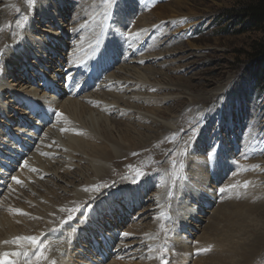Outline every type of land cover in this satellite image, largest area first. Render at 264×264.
I'll use <instances>...</instances> for the list:
<instances>
[{
	"label": "bare ground",
	"instance_id": "bare-ground-1",
	"mask_svg": "<svg viewBox=\"0 0 264 264\" xmlns=\"http://www.w3.org/2000/svg\"><path fill=\"white\" fill-rule=\"evenodd\" d=\"M78 1L81 6L74 5L77 0H38L30 30L24 32L25 40L19 44L12 36L17 31L13 28L11 34L9 28L20 24L12 15L23 8V2L17 9L10 10V1L0 0V50L5 52L0 56V149L5 146L6 154H10L14 133H18L22 138H17L25 143L14 154L18 162L0 168V253L27 251L29 257L35 259L32 257L34 249L28 247L27 241L23 242L22 248L12 241L16 237H36L43 242L41 247L47 245L49 249L44 253L48 261H41V264H50V261L56 264H158L161 262L159 253L165 251L160 244L176 250L177 257L172 249L167 250L168 264H264V176L252 175L254 169H264V159L259 160L262 164L250 174L244 175L240 171L228 179L230 189L225 188V191L230 190L232 195L225 194L224 203L208 210L202 203L194 210L195 204L187 203L191 196L207 192L206 188L216 189L208 175L207 159L198 158L205 143L203 137L198 140L194 152L188 149L186 172L190 173L193 191L178 205L180 211L184 205L185 213L177 219L188 239L178 236L174 240L153 226L158 222L161 229L166 219L157 220L161 215L157 204L165 201L166 190L161 189L164 175H179V167L169 163L170 159H175L172 157L175 149L169 144L172 149L165 150L169 146L164 140L177 134L185 115L177 112L167 115L166 103L182 101L180 95L170 92L175 88L164 71L171 70L163 67L175 64L178 59L173 54L181 50L183 44L176 46L180 39L174 42L166 39L164 42L168 43L163 47V41H160L157 53L152 55L154 49L151 47L137 58L145 61L141 64L144 66L135 64L136 58L129 60L126 56L121 60L123 63L112 69L111 63L117 60L111 55L98 62L94 69L93 65L84 63L91 59L86 55L98 44L99 37L94 35L91 41L83 43L84 36H80L78 30L69 57H57L54 61V55L64 56L60 50L69 43V39L63 41L62 37L69 36L70 27L65 30L58 27L69 14L70 6L74 9L72 21L77 20L74 25L80 29L82 18L88 12L86 7L95 2ZM129 2L133 4L132 0ZM138 2L146 8L151 0ZM184 2L173 0L167 6L156 5L153 11L134 16L130 23L126 22L124 13L118 19L135 34L153 24L174 19L176 24L185 26L182 31L190 33L189 17L182 14L186 9ZM172 4L176 7L172 8ZM88 37L90 39L91 35ZM171 44L176 47L171 49ZM160 57L165 61L160 62L163 61ZM183 59L185 55L179 60ZM80 69L88 72L78 80L75 77ZM34 70L47 72L51 89H44L45 85ZM101 70L105 71L100 76ZM62 73L67 74L65 90L58 87L63 84L58 83ZM33 78L37 80V86L33 84ZM93 78L98 79L94 90ZM138 87L139 91L136 90ZM155 88L157 92L151 93ZM219 95L221 92L214 98ZM198 104L199 99L192 101L190 106ZM148 123L160 125L159 129L148 127ZM231 127L236 133L238 126L231 123ZM228 132L233 135L231 128ZM229 138L231 141L226 145L225 153L232 156L234 136ZM184 139L188 140V137ZM239 151L240 148L236 156ZM150 158L161 162L165 169L161 176L156 171H146L145 162ZM252 167V159L247 160L244 169ZM137 170L143 173L135 174ZM180 170L184 175L183 168ZM219 170L221 172V168ZM12 177L21 183H15ZM134 177L142 178L139 185H134ZM245 181H250L247 187ZM99 183L102 185L98 186ZM240 191L249 192L243 196L246 200L236 198ZM153 230L161 242L154 252L155 259L152 258ZM194 242L199 245L194 246ZM210 245H214L213 252L193 257L194 250ZM110 247L112 250L108 249ZM9 259L15 260L16 264H25L23 255Z\"/></svg>",
	"mask_w": 264,
	"mask_h": 264
},
{
	"label": "rangeland",
	"instance_id": "rangeland-1",
	"mask_svg": "<svg viewBox=\"0 0 264 264\" xmlns=\"http://www.w3.org/2000/svg\"><path fill=\"white\" fill-rule=\"evenodd\" d=\"M9 1L10 3H8V8H10V10L17 9L20 2H23V8H20V10H18L16 13H20V14L22 13L21 15L24 17L29 14L27 12H33L32 13L34 14L33 17L36 16L37 12L34 13V11H35V7L38 4V0H35V1L33 0V3H32L33 6L32 4L31 6L29 5V0H26V1L14 0L15 1L14 3H13V0H9ZM133 1L134 0H132V2ZM172 1L173 0H151V2L148 3L149 5H147L146 8H144L143 6V13L151 12L155 9V7L159 5L167 6ZM251 1L252 0H185L183 5L185 6L186 9H184L182 14L189 17L188 22L189 24L192 25L190 28V33H188V31H185V30L182 31L185 26L176 24V19H174V21H169L170 22L169 24L171 27L170 34L172 36L177 34L178 36L176 39L171 38L170 41L174 42L175 40L180 39L179 42L180 41L181 42L180 43L178 42L176 46H180L181 44H183L181 50L173 54V56H175L176 59L179 60L182 56L185 55V59L179 60V61L177 60L175 61V64H172V65L167 64V65H164L163 67V69L168 67L171 70L169 72L168 70L164 71V73H166L167 76H169L168 78H170L171 84L175 88V90H172L170 92H172L173 94H178V96L180 95L179 100L182 101V103L180 102L166 103L164 107L168 109L169 111L167 112L168 116L175 115V113L177 112L176 114H180V115L183 113L185 117L183 119L184 123H183L182 128H180L179 131H177V134L179 133L180 134L176 135L175 133L176 143H172L169 139L164 140V142L166 143L168 142L167 144L169 146V148L168 147L164 148L165 150L172 149V148L180 149L182 147L183 148L186 147L187 149L190 146V141L185 140V139H184L185 141L182 140L185 136L190 135V130H186L185 127L188 126L187 127L188 129L190 126L189 124H191L193 120L203 115V111L208 113L210 111L214 112L217 110V114L220 115L218 107L219 109L222 107L224 109L223 112L225 111V116L222 119V125L218 127H215L216 125L213 124L214 122H210L213 124V125L211 124L212 126L210 130L213 131V134H216L215 132L219 131V136H212L210 139H208L207 146L203 147V150L201 151L200 156L198 155V158L204 157L206 159V156H205L206 153L212 150L211 147L208 146L209 141L218 139L217 143L222 144L223 143V140L221 138L222 136L225 137V135L227 134L230 135L229 137L233 136L232 133L228 132L229 128H231L233 133L235 131L234 128L231 127V123H232V126L237 125L239 127V125L243 121V125L247 132L246 138L248 139L250 137V133L248 132L250 124L255 125L258 122H261L262 124L264 120V68L262 67L263 64L257 61L260 58L256 57V53H257L256 47L260 45L261 43H263L264 32L261 28H257L256 26H254L251 23L250 18L248 17L242 18V19L235 18L236 13H242V11L246 8V6ZM134 2L133 4L129 3V5L126 6V10L128 9L127 12H130V9H132ZM10 5L12 7H10ZM150 6H152L151 9L149 8ZM171 7L175 8L176 5L172 4ZM113 10H114L113 15H114L116 13L117 7L115 6ZM24 11H27V12H24ZM73 11L74 9L72 5L70 6V9L68 11L69 16H72ZM12 16L14 19H16L17 17L16 14ZM64 19H63V22L61 23V26L62 25H65V26L64 27L60 26L58 28L65 30L66 27L73 26V21L69 20L66 17ZM93 20L94 21H92L88 26V29H90L89 30L90 32H95L96 29L99 30L104 21L103 17L99 19L98 18L93 19ZM27 22L24 23L25 26ZM92 23H93V26H91ZM45 25L46 24H44V26ZM18 28L19 30L21 29L19 26H17V30ZM24 28L25 27L21 29L20 36L25 38L26 34L24 35V32H28V30ZM108 28L109 30L115 31V29H113L114 27L112 26H109ZM119 29H120V32H122L121 33L122 38L125 39L126 43L130 42L132 44L133 49H136V45L138 43H139L138 47L144 48L143 43H141L140 40L138 41L134 34L128 35V32L126 31V27L119 28ZM12 30H13V27L11 26L9 28V31L11 32V34L13 33ZM68 31H70V29ZM62 38H63V41L69 39L67 35H64ZM71 38H70L71 40L70 42H72V40H74L76 37L74 36ZM163 39H165V37ZM147 41L148 43L146 46V51H148L147 47L148 49L150 47L149 41L151 42L150 45L152 46V49H154L153 47H155V44L157 42L152 41V36L150 37V39L147 36ZM157 45L158 44H156V46ZM166 45H167V42L166 43L164 42L162 46L164 47ZM173 45L174 44H171V46ZM176 46L171 47V49H174V47ZM5 48H7V45L5 46ZM66 49L68 50L70 49V44L68 42H66ZM60 52H62L64 56H61V55L58 56L59 54L54 55V61L57 60V57H59L60 59L61 58L64 59L65 57H67L66 56L67 52L65 48L63 49L62 47ZM155 52L157 53V51L154 49V53H152V55L155 54ZM135 56L139 58L141 54H139L138 52H135ZM160 58H161L160 60H163V57H160ZM135 61L133 62L137 63V65L139 63L140 64L142 63L141 61H137V59ZM164 61L165 60L160 61V62H164ZM139 66H144V65H139ZM104 71L105 70H101L100 76L103 74ZM254 74H256L255 79H254ZM66 76L67 74L65 75V73H62L60 79L58 80L59 84L63 83L61 86H58V87H61L64 90H65L64 84H65ZM100 76H96V78H99ZM94 80L95 79L93 78L92 82ZM97 81L98 79H96V82ZM260 82H263V84L262 83L260 84ZM207 84H211V85L207 87ZM136 90L139 91V87ZM253 90L256 91V93H254ZM151 91H152L151 93H155L157 92V89L155 88V89H152ZM220 92H221V95L214 98V95ZM198 99H199L200 104L190 106L192 101H198ZM226 99H228L226 103H223L220 106L221 101L226 100ZM34 108L37 110L39 109L37 105H34ZM189 112L190 113L192 112V113L190 114ZM251 114H255V115L250 116ZM215 119H216V116L212 117V120H215ZM147 125L148 127L152 126L151 123H148ZM159 126L160 125H154L152 127L153 129H159ZM238 127H237V131L240 130ZM261 127L262 126L260 125V128ZM182 131L184 132V135ZM241 131L243 132V138H244L245 130H243L242 128ZM187 132H189V134H187ZM169 141L171 143H169ZM228 141L230 142L231 138H228ZM248 141L249 140H247V142ZM169 144L172 145V148H171V145ZM195 145L196 144H193L192 147H195ZM247 146L255 147L253 144H249ZM255 148L253 149L254 151H250L251 156L254 158L262 157L264 159V145L259 149L258 148L255 149ZM173 152L174 151H171L170 153H173ZM186 152H188V150H186ZM133 157H136V155H134ZM236 158L237 157H235L234 160H236ZM213 159H215L216 162H219L221 160V157L219 153L217 152V150H215ZM250 159L252 158L249 157L247 160H250ZM234 160H233V163H234ZM146 161L147 162H145V165L147 168L152 165L153 159L150 158V159H147ZM169 161H170L169 163H171L172 161H178V159L177 158H175L174 160L170 159ZM179 161H182V160H179ZM227 161H229V159H227ZM184 162L187 163L188 165L186 158L183 159L182 163ZM180 169L181 167L178 168V170ZM257 170L253 172L252 175H258L259 177L264 176V173H263L264 169H262V171H259L260 168ZM186 171L187 170H185L184 175L179 174L178 176L179 178L177 177L176 179L178 180L181 178L180 180L182 179L184 180L183 176H186L187 174H189L187 176H190V173ZM136 172L142 173L139 170L135 171L134 173L137 174ZM140 180H141V177H134V181L136 184H138ZM172 181L175 182V180H172ZM101 185L102 183L98 184V186H101ZM99 192H102L101 189ZM248 193L249 192L240 191V193L236 195V198L237 199L242 198V200H246L243 196L247 195ZM260 196L258 197V199L261 198ZM133 212L134 211H132V213ZM154 227H157L158 230L160 229L158 225H154ZM155 240L156 241L153 247L155 246V250H156V248L161 242H159L158 239H155ZM160 245L162 249H165V251L163 250L161 251L165 259L168 261L169 257L167 256V250L169 248L166 247L165 245H162V244ZM210 247H211V251L203 252L200 257H202L203 255H208L211 252H213L214 245H210ZM205 248H208V247H205ZM108 249H111V247ZM162 253H159L161 254L160 256H162ZM174 257H177V256L174 255ZM262 261L264 262V259H262Z\"/></svg>",
	"mask_w": 264,
	"mask_h": 264
},
{
	"label": "snow or ice",
	"instance_id": "snow-or-ice-1",
	"mask_svg": "<svg viewBox=\"0 0 264 264\" xmlns=\"http://www.w3.org/2000/svg\"><path fill=\"white\" fill-rule=\"evenodd\" d=\"M106 2H110V0H106ZM32 3H33V0H29L30 6ZM27 19H28V17L24 16L23 20L18 25L21 29L24 27V23L27 21ZM193 134H195V133L193 132ZM33 171H35V170L33 169ZM12 179L17 184L21 183V181L19 179H17L16 177H12ZM244 186L247 187L248 185L245 184ZM85 191H87V189H85ZM220 191L223 192L224 189H221ZM62 211H68V210L62 209ZM72 211H78V209H72ZM18 214L23 215L24 213H18ZM68 219L69 220L72 219L71 214H69ZM162 230H163V226H162ZM124 235L127 236L128 233H125ZM24 241L28 242L29 248L34 249V251L32 252V257H34L35 259H32L31 257H29L27 251H18V252H12V253L4 252V253H0V264H16V261L10 260L9 257H19L21 255H23L25 257V264H41V261H48V257L44 255V253L49 250L48 246L44 245L43 247H41L43 242L39 241L36 237H16L12 241V243H14L16 245V247L22 248ZM5 243H8V242L5 241ZM201 251L202 252H209V251H211V247L202 249ZM160 259H161V264H168V262L164 256H161ZM50 264H56V262L50 261Z\"/></svg>",
	"mask_w": 264,
	"mask_h": 264
},
{
	"label": "trees",
	"instance_id": "trees-1",
	"mask_svg": "<svg viewBox=\"0 0 264 264\" xmlns=\"http://www.w3.org/2000/svg\"><path fill=\"white\" fill-rule=\"evenodd\" d=\"M250 18L251 23L264 32V0H252L242 13H236V19ZM256 57L260 58L258 62L263 64L264 68V41L256 47ZM255 56V55H254ZM256 74H254V79ZM263 82H260V84Z\"/></svg>",
	"mask_w": 264,
	"mask_h": 264
}]
</instances>
